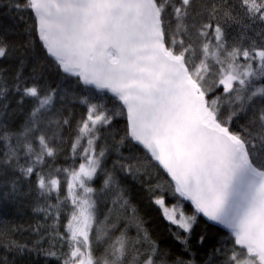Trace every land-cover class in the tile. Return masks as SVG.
Here are the masks:
<instances>
[{
    "label": "snow or ice",
    "instance_id": "6c2138e0",
    "mask_svg": "<svg viewBox=\"0 0 264 264\" xmlns=\"http://www.w3.org/2000/svg\"><path fill=\"white\" fill-rule=\"evenodd\" d=\"M11 7L32 22L23 44L0 35V61L14 62L0 67V207L27 202L37 221L23 229L30 242L0 241L5 253L45 264H195L204 219L227 238L206 264H264V0ZM41 61L73 82L70 94ZM67 104L83 110L75 123ZM129 184L170 225L176 255L152 239Z\"/></svg>",
    "mask_w": 264,
    "mask_h": 264
},
{
    "label": "trees",
    "instance_id": "16d2710c",
    "mask_svg": "<svg viewBox=\"0 0 264 264\" xmlns=\"http://www.w3.org/2000/svg\"><path fill=\"white\" fill-rule=\"evenodd\" d=\"M13 0H0V35H6L7 40L15 45L23 44L29 37L25 32V27L31 24V18L27 13H22L11 7ZM21 17H23L21 19ZM40 55L39 51L36 53ZM42 71L45 78L53 85L60 84L70 94L75 85L71 80H61L60 74L54 67L41 61ZM0 67H7L10 71L14 68L13 61H0ZM30 70V69H29ZM60 106L59 104L57 105ZM15 102L11 104L9 109L11 122L19 126L23 121L24 115L16 113L13 115V109H15ZM69 112L73 114V122L79 119L82 114V109L79 107H72L71 104L65 106ZM118 128H123V124L117 125ZM71 139V133L65 131V145L64 153L60 157V162L63 163L64 156L69 153V142ZM125 155L128 154L129 149H123ZM110 166V165H109ZM162 182V181H161ZM129 194L133 204L138 209L139 215L143 218L144 226L148 230L152 239L157 241L159 247L170 253V255H176L180 251V247L173 239L171 232L169 231L170 225L164 220L160 210L148 200L147 196L142 192L139 186L132 184L128 185ZM166 187V186H165ZM170 200L171 197H166ZM185 211L190 212L191 208L187 204L185 205ZM37 218L32 212L29 203H13L9 202L0 207V241H6L11 238L16 240L28 241L32 240V233L29 231H23V229L29 228L30 225L35 224ZM135 228L130 229L131 234H135ZM204 235L207 238L205 245L201 246L198 243L192 244L191 257L195 260V264H206L209 253L211 251V245L215 244L219 240L227 239L223 235V231L215 226L210 225L201 219L194 228V241L195 237ZM5 255L8 257V264H45L44 258H37L35 255L32 257H13L11 253H5L4 249L0 247V258ZM51 264H55V261H51Z\"/></svg>",
    "mask_w": 264,
    "mask_h": 264
},
{
    "label": "water",
    "instance_id": "95a60500",
    "mask_svg": "<svg viewBox=\"0 0 264 264\" xmlns=\"http://www.w3.org/2000/svg\"><path fill=\"white\" fill-rule=\"evenodd\" d=\"M207 224H208V222H207ZM210 225H212V226H215V225H213V224H211V223H209ZM216 228H218V226H215Z\"/></svg>",
    "mask_w": 264,
    "mask_h": 264
}]
</instances>
